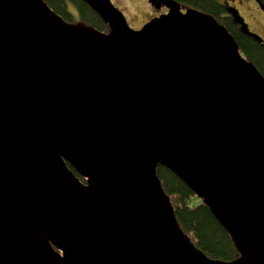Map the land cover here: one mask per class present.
<instances>
[{
	"label": "water",
	"instance_id": "obj_1",
	"mask_svg": "<svg viewBox=\"0 0 264 264\" xmlns=\"http://www.w3.org/2000/svg\"><path fill=\"white\" fill-rule=\"evenodd\" d=\"M82 1L109 32L0 0V264H264V74L210 13L149 0L168 12L134 29L112 0ZM159 166L236 259L195 245Z\"/></svg>",
	"mask_w": 264,
	"mask_h": 264
},
{
	"label": "trees",
	"instance_id": "obj_2",
	"mask_svg": "<svg viewBox=\"0 0 264 264\" xmlns=\"http://www.w3.org/2000/svg\"><path fill=\"white\" fill-rule=\"evenodd\" d=\"M67 22H85L97 29L109 32L108 25L92 8L82 0H44ZM184 7H193L210 13L236 38L241 53L252 61L264 74V44L243 34L240 25L234 22L222 0H177ZM158 176L170 196L182 229L195 245L207 256L232 261L239 254L228 232L216 219L211 210L194 192L169 168L159 166ZM82 181L84 178L80 177Z\"/></svg>",
	"mask_w": 264,
	"mask_h": 264
},
{
	"label": "rangeland",
	"instance_id": "obj_3",
	"mask_svg": "<svg viewBox=\"0 0 264 264\" xmlns=\"http://www.w3.org/2000/svg\"><path fill=\"white\" fill-rule=\"evenodd\" d=\"M113 3L124 13L129 25L134 29H140L152 18L162 14L161 10L153 7L149 0H112ZM227 4L226 0H222ZM248 23L252 32L259 34L264 39V16L254 3L233 4ZM164 9V10H163Z\"/></svg>",
	"mask_w": 264,
	"mask_h": 264
},
{
	"label": "flooded vegetation",
	"instance_id": "obj_4",
	"mask_svg": "<svg viewBox=\"0 0 264 264\" xmlns=\"http://www.w3.org/2000/svg\"><path fill=\"white\" fill-rule=\"evenodd\" d=\"M259 1H261L262 2V4L264 5V0H259ZM226 2H227V4H226V6H233V5H231V2H233V4H245V3H254L256 6H257V8L259 9V11H261V13H262V15L264 16V11L262 10V8L260 7V4L258 3V1L257 0H226ZM237 7V6H236ZM166 8V7H165ZM164 10V9H163ZM166 12H168V9L166 8L165 10H164V12L163 13H166Z\"/></svg>",
	"mask_w": 264,
	"mask_h": 264
}]
</instances>
